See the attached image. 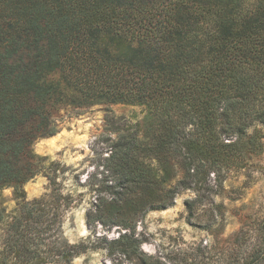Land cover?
I'll list each match as a JSON object with an SVG mask.
<instances>
[{
    "label": "trees",
    "instance_id": "trees-1",
    "mask_svg": "<svg viewBox=\"0 0 264 264\" xmlns=\"http://www.w3.org/2000/svg\"><path fill=\"white\" fill-rule=\"evenodd\" d=\"M117 102L144 106L151 130L112 143L111 197L86 218L129 228L263 151L264 0H0V264H71L96 247L64 238L69 195L25 200L23 185L61 110ZM253 233L227 264H264V215ZM101 239L120 256L112 264H158L134 234Z\"/></svg>",
    "mask_w": 264,
    "mask_h": 264
},
{
    "label": "rangeland",
    "instance_id": "rangeland-1",
    "mask_svg": "<svg viewBox=\"0 0 264 264\" xmlns=\"http://www.w3.org/2000/svg\"><path fill=\"white\" fill-rule=\"evenodd\" d=\"M146 114L144 106L120 102L61 110L57 132L34 144L35 153L45 159L41 171L23 185L25 200L44 197L54 187L71 197L64 238L96 246L74 257L71 264H112L120 256L110 255L101 238L110 241L122 234L142 240L141 251L158 264H227L237 255L239 242L245 241L243 248L251 244L255 222L264 215V126L263 151L219 177L210 173L208 187L182 190L165 208L140 212L132 228L87 222V211L97 196L111 197L107 186L113 184L112 174L106 170L105 158L112 143L120 135L148 138ZM50 167H56V184L50 183ZM2 194V205L9 213L16 206L13 189L5 188Z\"/></svg>",
    "mask_w": 264,
    "mask_h": 264
}]
</instances>
